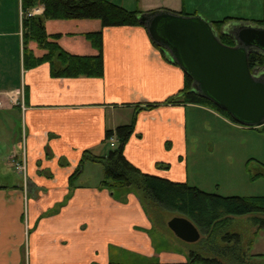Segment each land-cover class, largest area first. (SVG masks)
I'll return each mask as SVG.
<instances>
[{
	"label": "crops",
	"instance_id": "0c3cea01",
	"mask_svg": "<svg viewBox=\"0 0 264 264\" xmlns=\"http://www.w3.org/2000/svg\"><path fill=\"white\" fill-rule=\"evenodd\" d=\"M109 1L129 10L201 15L211 23L232 17L222 31L264 20V0ZM21 11L22 0H0V110L16 112L22 119V147L20 151L14 147L9 159L25 158L26 164L23 178L16 169L0 174V264H110L117 259L129 264L128 258L136 254L148 263L186 262L188 255L169 251L161 261L154 258L151 217L135 191L127 192L122 202L102 186L100 162H84L78 178L73 183L69 179L84 151L106 156L115 148L116 138L108 140L106 131L130 123L140 109L125 156L143 172L189 183V111L210 107L188 103L146 107L182 89L185 73L155 46L145 26L47 19V33L60 34L58 43L72 54L96 55L98 50L85 34L101 30L104 74L56 77L49 61L27 65L25 53L40 58L46 50L34 40L24 43ZM215 112L224 124H233ZM158 162L170 168H157ZM87 163L102 167L95 182L90 176L82 179ZM249 164L255 178L264 175V161Z\"/></svg>",
	"mask_w": 264,
	"mask_h": 264
},
{
	"label": "trees",
	"instance_id": "16d2710c",
	"mask_svg": "<svg viewBox=\"0 0 264 264\" xmlns=\"http://www.w3.org/2000/svg\"><path fill=\"white\" fill-rule=\"evenodd\" d=\"M35 6L43 7L42 15L24 17L23 39L25 44L30 40L36 41L41 48L46 50V53L42 57L36 58L27 52L25 53V62L27 65L34 66L49 61L51 72L56 77H102L104 74L103 32L100 30L85 34L86 38L98 50L96 55L72 54L58 43L60 34L49 35L47 33L45 20L99 19L103 27L144 26L140 22L139 16L156 11L129 10L109 0H22L23 11ZM178 13L188 15L184 12ZM231 19L232 17H227L213 22L219 39L229 46L235 45V41L230 34L222 32V26ZM256 24L264 25V20L258 21ZM154 44L160 48L159 45ZM164 56L169 58V56ZM249 65L252 70L264 69V55L251 52ZM165 103L207 106L234 121L225 110L199 95L193 88V80L188 74H185L184 86L176 94L163 102L148 104L146 107L150 109ZM139 110H135L130 123L119 125L115 130L106 131L108 140L115 137L117 141V146L111 149L106 156H97L88 150L84 151L79 167L70 176V183L78 178L84 162H100L104 170L101 184L109 188L117 200L126 201L127 192L133 190L138 196L139 193L143 195V198L139 196L140 200L144 199L143 201L147 200L148 203L158 208L179 213V215L189 218L197 226L201 232L199 242L202 243V250H190L186 262L174 264H250L246 253L249 249L243 250L242 248V234L230 230V227L234 216L252 214L257 230L264 228V196H224L201 190L187 182L173 181L143 172L124 154L125 145L135 130ZM263 128L264 125L255 127L259 130ZM156 167L167 169L170 168V165L158 162ZM110 264L126 263L117 259V261L112 260ZM147 264L160 263L156 261Z\"/></svg>",
	"mask_w": 264,
	"mask_h": 264
},
{
	"label": "rangeland",
	"instance_id": "374dc122",
	"mask_svg": "<svg viewBox=\"0 0 264 264\" xmlns=\"http://www.w3.org/2000/svg\"><path fill=\"white\" fill-rule=\"evenodd\" d=\"M232 123L224 124L221 117L210 108L197 113L189 111V184L224 196H264V175L255 178L250 173L249 164V160L264 161V128L254 130L234 121ZM22 140L21 117L16 112L0 110V174L3 170L17 172L9 158L14 147L20 151ZM107 148L112 147L108 144ZM257 171L259 169L256 168L254 172ZM101 172L102 167L99 164L87 163L82 179L90 176V180L95 182L101 177ZM139 196L143 198L141 193ZM143 200L141 203L146 204L144 207L152 219L151 236L155 239L154 246L157 247L154 257L156 260L161 261L167 251L188 255L190 250H202L201 242H186L169 228L168 221L179 213L158 208ZM252 217V214L234 216L230 230L242 234V248L249 249L246 251L249 263L264 264V228L257 230ZM136 255L128 258L129 264L148 263ZM152 259L148 260L153 261Z\"/></svg>",
	"mask_w": 264,
	"mask_h": 264
},
{
	"label": "water",
	"instance_id": "95a60500",
	"mask_svg": "<svg viewBox=\"0 0 264 264\" xmlns=\"http://www.w3.org/2000/svg\"><path fill=\"white\" fill-rule=\"evenodd\" d=\"M139 20L151 40L192 78L199 95L245 127L264 125V70L249 65L251 52L264 55V25L240 23L222 31L235 41L229 46L201 15L156 10L141 14ZM168 226L186 242L201 238L197 226L185 216L172 217Z\"/></svg>",
	"mask_w": 264,
	"mask_h": 264
},
{
	"label": "built area",
	"instance_id": "2783aa9c",
	"mask_svg": "<svg viewBox=\"0 0 264 264\" xmlns=\"http://www.w3.org/2000/svg\"><path fill=\"white\" fill-rule=\"evenodd\" d=\"M42 10H43L42 7H33V8L28 9L27 11L22 10L21 17L22 19H24V17L39 15L40 13H42ZM114 138L115 137L111 138V141H114ZM10 160L13 163V166L15 167L16 170L22 172L23 175L26 174L25 158H23L22 160H19L13 157ZM25 180H26V177H25Z\"/></svg>",
	"mask_w": 264,
	"mask_h": 264
},
{
	"label": "flooded vegetation",
	"instance_id": "af4514ba",
	"mask_svg": "<svg viewBox=\"0 0 264 264\" xmlns=\"http://www.w3.org/2000/svg\"><path fill=\"white\" fill-rule=\"evenodd\" d=\"M264 70V69H263Z\"/></svg>",
	"mask_w": 264,
	"mask_h": 264
}]
</instances>
